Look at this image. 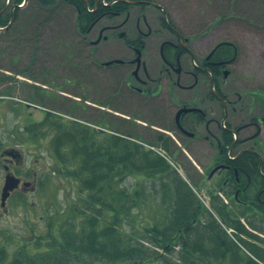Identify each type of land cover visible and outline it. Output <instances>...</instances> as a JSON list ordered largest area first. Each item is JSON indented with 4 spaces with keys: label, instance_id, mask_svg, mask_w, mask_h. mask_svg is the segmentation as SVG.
<instances>
[{
    "label": "rangeland",
    "instance_id": "374dc122",
    "mask_svg": "<svg viewBox=\"0 0 264 264\" xmlns=\"http://www.w3.org/2000/svg\"><path fill=\"white\" fill-rule=\"evenodd\" d=\"M155 1L170 10L172 21L184 33L204 35L207 44L220 40L237 43L238 60L231 66V78L235 79L232 86L238 90L264 89V0ZM8 2L0 0V6ZM24 4L10 28L0 29V153L8 148L17 149L22 154L19 169L32 174L26 176L30 181L36 173L37 182L36 188L13 192L6 206L0 204V243L12 250L26 242L29 251L34 252L35 238L47 234L50 221H70L72 203L76 202L78 208L82 203L78 183L53 170L55 160L45 140L32 142L25 126L43 120L50 112L54 116L49 118L77 119L102 128L107 134H128L149 143L155 129L146 128L141 119L129 125L127 118L121 116L138 111L139 98L124 91L121 71L99 68L94 63L99 57L110 58L114 51L111 44H102L97 50L81 43L76 12L62 0L49 9L42 8L36 0ZM13 5L14 0H10L2 13L11 11ZM113 120L115 124H111ZM178 146L170 144L166 154L210 208L207 145H182L183 149L180 146L175 154L171 153ZM4 176L1 160L0 197ZM142 179L143 176L128 174L123 184L131 188ZM19 192L25 194L26 203L20 201ZM147 206L143 203L134 208V217L125 219L123 229L130 233L133 222L136 226L151 222L152 216L158 214L156 207ZM259 233L264 239V232Z\"/></svg>",
    "mask_w": 264,
    "mask_h": 264
},
{
    "label": "trees",
    "instance_id": "16d2710c",
    "mask_svg": "<svg viewBox=\"0 0 264 264\" xmlns=\"http://www.w3.org/2000/svg\"><path fill=\"white\" fill-rule=\"evenodd\" d=\"M23 1L14 0L15 8L9 12L2 13L6 5L0 6V26L9 24L10 14L18 19V5ZM36 1L44 9L57 2ZM62 1L77 12V27L83 29V18L90 13L86 1ZM89 2L94 6L95 0ZM109 8L98 3L96 14ZM52 115L46 112L43 120L26 125L25 132L32 142L45 140L55 160L53 170L78 183L82 204L79 209L72 203L70 221H50L47 234L35 238L34 252L26 242L12 250L0 243V264L264 263V239L255 232H264V203L254 211L239 210L228 207L211 191L209 208L169 161L142 140L128 134H107L77 119L49 118ZM150 145L157 146L155 142ZM162 147L169 149L166 143ZM128 174L144 179L130 188L123 184ZM29 175L26 171L25 176ZM258 175L252 173V177ZM253 178L252 188L264 186ZM19 198L27 202L22 192ZM143 203L156 207L158 215L141 226L133 222L132 231L127 232L125 219H132L133 209Z\"/></svg>",
    "mask_w": 264,
    "mask_h": 264
},
{
    "label": "flooded vegetation",
    "instance_id": "af4514ba",
    "mask_svg": "<svg viewBox=\"0 0 264 264\" xmlns=\"http://www.w3.org/2000/svg\"><path fill=\"white\" fill-rule=\"evenodd\" d=\"M85 1L90 13L83 18L85 28L77 27L80 42L97 50L111 44L110 58L99 57L94 63L121 71L124 91L139 98L138 111L121 114L127 123L143 120L146 128L155 129L152 142L160 147L207 145L206 179L211 183L207 191L218 193L228 207L254 211L261 206L264 186L251 185L255 171L264 182V89L232 86L238 44L232 40L207 44L204 35L184 33L172 21L170 10L155 0H95L94 6ZM120 2L124 4L119 6ZM98 3L110 8L96 14ZM77 21L76 12V26ZM10 152L15 156L1 159L4 173L21 179L14 192L35 188L36 173L27 180L26 171L19 169L22 154Z\"/></svg>",
    "mask_w": 264,
    "mask_h": 264
},
{
    "label": "water",
    "instance_id": "95a60500",
    "mask_svg": "<svg viewBox=\"0 0 264 264\" xmlns=\"http://www.w3.org/2000/svg\"><path fill=\"white\" fill-rule=\"evenodd\" d=\"M19 181L20 179L13 174L6 175L4 186L2 187V193H1V203L0 204L2 206L6 205L5 203L11 194L10 192H12L15 188L19 186V183H20ZM25 184H29V183H25Z\"/></svg>",
    "mask_w": 264,
    "mask_h": 264
}]
</instances>
